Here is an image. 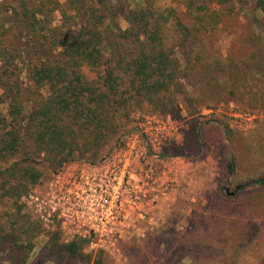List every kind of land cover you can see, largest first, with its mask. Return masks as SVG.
<instances>
[{
  "label": "rangeland",
  "instance_id": "374dc122",
  "mask_svg": "<svg viewBox=\"0 0 264 264\" xmlns=\"http://www.w3.org/2000/svg\"><path fill=\"white\" fill-rule=\"evenodd\" d=\"M23 1L31 6L43 3L53 27L65 22L63 12L73 17L75 8L99 6L98 0ZM106 1L123 30L128 25L121 17L122 9L146 5L144 0ZM201 4L204 10L194 12L189 11L187 0L147 2L163 9L171 21L182 18L187 25L195 21L202 27L197 33L199 44L191 45L189 35L172 22L163 26V46L171 59L179 61L183 76L179 83L184 93L178 97L175 112L164 116L149 104L125 105L117 128L97 157L84 156L98 160L122 136L138 132L148 119L175 124L176 131L164 142L161 153L181 159L184 186L167 201L156 224L109 252L95 253L86 245L90 258L53 255V222L39 217L31 199L46 194L53 183V173L40 164L44 175L21 195V211L0 179V227L8 234L6 244L0 245V264H97L99 260L101 264H264V187L256 185L264 176V10L257 0H244L242 7L222 0H201ZM211 14L217 17L215 24L202 26L195 18ZM115 43L121 57L135 55V45L123 40ZM85 71L87 80L97 77L96 71ZM118 74L125 75L121 69ZM24 79L25 89L40 98L25 74ZM0 112L5 114L6 106L1 105ZM232 160L235 172L230 175ZM239 185L247 187L236 193ZM34 223L41 224L39 231ZM204 253L215 258L197 261Z\"/></svg>",
  "mask_w": 264,
  "mask_h": 264
},
{
  "label": "trees",
  "instance_id": "16d2710c",
  "mask_svg": "<svg viewBox=\"0 0 264 264\" xmlns=\"http://www.w3.org/2000/svg\"><path fill=\"white\" fill-rule=\"evenodd\" d=\"M144 1V6L122 9L121 17L128 25L123 30L106 0H98L96 8H75L73 17L63 12L65 22L56 27L43 3L31 6L23 0H0V106L7 108L5 114L0 112V179L5 180L7 196L16 199L19 211L21 195L44 175L39 165L54 174L66 162L91 153L97 157L117 128L125 105L149 104L164 116L177 109L178 97L184 93L179 83L182 70L163 46V26L172 22L189 35L191 45L199 44L197 33L202 27L195 21L190 27L182 18L171 21L163 9ZM187 1L189 11L205 8L201 0ZM257 1L264 10V0ZM222 2L244 5V0ZM195 18L207 26L215 24L217 17ZM119 40L135 45V55L121 57L115 43ZM86 69L96 71L97 77L87 80ZM120 69L124 77L118 74ZM24 74L40 98L25 89ZM234 172L232 160L228 173ZM256 185L264 187V176ZM246 187L239 185L236 193ZM39 224L34 223L36 231L42 227ZM28 237L31 240L34 235ZM6 241L8 234L0 227V245ZM85 246L84 240L65 242L58 231L53 232V255L90 258ZM32 249L30 243L28 250ZM211 258L215 256L204 253L197 261Z\"/></svg>",
  "mask_w": 264,
  "mask_h": 264
},
{
  "label": "built area",
  "instance_id": "2783aa9c",
  "mask_svg": "<svg viewBox=\"0 0 264 264\" xmlns=\"http://www.w3.org/2000/svg\"><path fill=\"white\" fill-rule=\"evenodd\" d=\"M175 131L170 121L148 119L98 160L64 163L49 191L31 196L35 212L66 242L84 240L95 253L141 237L184 186L181 159L161 153Z\"/></svg>",
  "mask_w": 264,
  "mask_h": 264
}]
</instances>
